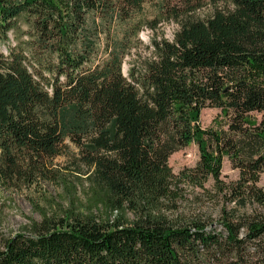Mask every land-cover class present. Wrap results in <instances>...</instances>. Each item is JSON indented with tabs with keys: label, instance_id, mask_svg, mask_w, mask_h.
I'll return each instance as SVG.
<instances>
[{
	"label": "trees",
	"instance_id": "obj_1",
	"mask_svg": "<svg viewBox=\"0 0 264 264\" xmlns=\"http://www.w3.org/2000/svg\"><path fill=\"white\" fill-rule=\"evenodd\" d=\"M165 23L174 38L126 75L134 39ZM2 43L0 185L70 195L1 241L0 264H264V0H0ZM67 142L81 183L50 170ZM192 144L199 163L174 174ZM185 189L207 208L184 213Z\"/></svg>",
	"mask_w": 264,
	"mask_h": 264
},
{
	"label": "rangeland",
	"instance_id": "obj_2",
	"mask_svg": "<svg viewBox=\"0 0 264 264\" xmlns=\"http://www.w3.org/2000/svg\"><path fill=\"white\" fill-rule=\"evenodd\" d=\"M148 8V7H147ZM149 14L151 10H147ZM212 9L208 8L201 11L198 15L202 18L210 16ZM119 28H122L121 25H118ZM178 30V27L174 23H165L161 24L156 32H153L150 29L142 30L134 39V47L131 49L129 55L125 60L124 71L128 75L131 69L135 66L141 64L142 60L148 57L152 52V41L155 38L158 39H168L172 40L174 34ZM118 31V28L115 27L112 30V35H115ZM10 42L12 45H15L14 36H10ZM8 44V43H6ZM5 43L0 44L1 49H7ZM110 42L109 38L106 35H102L101 41L98 46L99 57L105 58L107 49H109ZM220 115V111L217 109H206L202 112L201 123L202 127L208 129L212 127L213 121ZM67 148L64 149V154L55 159L53 165L51 166V171L57 172L60 176H69L72 182L81 183L84 180L72 176L73 171L72 160L71 158L74 155H77L76 148L69 142L66 143ZM200 161V152L197 145L192 144L185 149L175 153L169 160V165L173 170V173L179 175L185 170L193 169L197 166ZM77 178L75 180V178ZM239 177V172L232 168L230 161L225 158L222 169V178L227 182L236 181ZM260 186H264V174L261 176L259 183ZM207 188H213V181L210 180L207 184ZM86 189V187L84 188ZM77 193L79 203L82 206L87 205L86 195L83 187H80L77 190H73ZM70 193L64 185H60L55 182L50 181H40L35 184L29 185H0V243L5 239L12 238L15 235L23 232L25 227L28 225L30 220L39 221L40 212L39 210L49 211V203H53L58 206L68 207V199ZM200 191H192L190 189L184 190V204L182 205V211L184 213H189L191 210H195L200 207V205H207L206 198L202 197ZM206 207V206H205ZM207 208V207H206ZM207 213L213 214L214 217L217 215V211L214 209H207Z\"/></svg>",
	"mask_w": 264,
	"mask_h": 264
}]
</instances>
